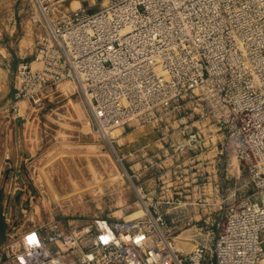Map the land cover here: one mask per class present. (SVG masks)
Wrapping results in <instances>:
<instances>
[{
	"label": "rangeland",
	"instance_id": "rangeland-1",
	"mask_svg": "<svg viewBox=\"0 0 264 264\" xmlns=\"http://www.w3.org/2000/svg\"><path fill=\"white\" fill-rule=\"evenodd\" d=\"M53 4V18L106 5ZM43 20L35 0H0V264H22L18 236L28 228L68 234L96 217L131 219L146 211L162 215L174 240L181 234L193 245L213 247L229 203L255 195L249 169L219 125L181 91L176 112H152L103 136L75 82L62 81L34 97L22 91L20 65L32 60L45 34ZM254 35L252 47L205 61L215 68L209 87H264V21ZM194 62L176 59L178 74H191ZM66 82L75 87L65 94L59 87ZM29 120L34 124L27 127ZM28 133L36 153L27 148ZM194 134L197 140H190ZM17 149L27 154L16 155Z\"/></svg>",
	"mask_w": 264,
	"mask_h": 264
},
{
	"label": "built area",
	"instance_id": "built-area-1",
	"mask_svg": "<svg viewBox=\"0 0 264 264\" xmlns=\"http://www.w3.org/2000/svg\"><path fill=\"white\" fill-rule=\"evenodd\" d=\"M54 1L35 0L45 34L32 60L20 65L22 91H31L34 97L62 81L75 82L103 136L152 112H176V96L187 91L193 105H200L202 114L215 120L227 146L249 169L255 195L229 203L213 247L176 249L165 219L150 212L131 219L96 217L68 234L26 229L18 240L27 261L20 258V262L260 264L264 87H209L215 68L205 61L223 59L255 44L256 27L264 21V0H109L95 10L80 7L53 18ZM181 58L195 61L188 76L176 70V59ZM196 136L190 140H197ZM48 241L59 247L53 248L61 257L58 261H52V253L42 252Z\"/></svg>",
	"mask_w": 264,
	"mask_h": 264
},
{
	"label": "bare ground",
	"instance_id": "bare-ground-1",
	"mask_svg": "<svg viewBox=\"0 0 264 264\" xmlns=\"http://www.w3.org/2000/svg\"><path fill=\"white\" fill-rule=\"evenodd\" d=\"M109 0H104V4H107ZM58 8V7H57ZM60 8V6H59ZM56 9V7H55ZM62 84V83H61ZM73 87H75V85L73 83H70V82H66V83H63L60 87H59V90L62 92V93H68L69 91H73ZM65 93V94H66ZM30 123H32V121H30ZM33 125V124H32ZM28 140H27V143H28V146H29V149L33 152L36 150L37 146L36 145H33V142H32V137L30 136V134L28 133V136H27ZM148 214H150L149 211H146ZM144 215V214H143ZM37 216V215H36ZM146 215H144L145 217ZM32 228V227H31ZM36 228V227H34ZM29 229V228H28ZM59 242L61 241V239H58ZM176 240V241H175ZM175 240L172 239L173 241V245L176 247V249H187V248H190L191 245H193V242H191V239L187 236H182L181 234L177 235V237H175ZM62 243V241L60 242ZM193 246H196V245H193ZM42 252L44 253V255H49L51 254V250H50V243L48 244H45L42 248ZM65 253H62V256L63 257H66L64 256ZM61 257H52V261H58ZM23 263L24 261L26 262L27 261V258L24 256L23 258ZM262 259V258H261ZM22 263V264H23ZM48 264H51V261L48 262ZM260 264H261V260H260Z\"/></svg>",
	"mask_w": 264,
	"mask_h": 264
},
{
	"label": "crops",
	"instance_id": "crops-1",
	"mask_svg": "<svg viewBox=\"0 0 264 264\" xmlns=\"http://www.w3.org/2000/svg\"><path fill=\"white\" fill-rule=\"evenodd\" d=\"M30 121H32V123H30ZM26 123L28 124L27 127H29V126H31L32 124H34V120H29V121H27ZM27 136H28V134H27ZM27 140H28V138H27ZM26 145H27V148H28L29 152H32V151L29 149L28 143H27ZM36 146H37L36 150L33 151L32 153H36V152L38 151L39 147H38V145H36ZM25 150H26V149H24L23 151H20L19 149H17V151H16V152H17L16 155H22V157H23L24 154H27V152H26ZM173 167L176 168V165H174ZM174 170L176 171V169H174ZM261 264H264V256H263L262 259H261Z\"/></svg>",
	"mask_w": 264,
	"mask_h": 264
}]
</instances>
